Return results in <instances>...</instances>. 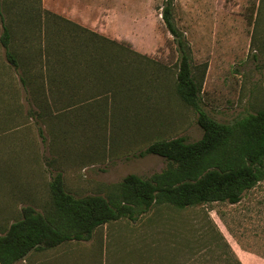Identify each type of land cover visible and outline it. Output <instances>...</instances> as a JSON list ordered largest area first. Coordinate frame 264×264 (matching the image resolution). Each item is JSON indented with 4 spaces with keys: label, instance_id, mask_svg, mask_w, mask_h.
<instances>
[{
    "label": "rangeland",
    "instance_id": "374dc122",
    "mask_svg": "<svg viewBox=\"0 0 264 264\" xmlns=\"http://www.w3.org/2000/svg\"><path fill=\"white\" fill-rule=\"evenodd\" d=\"M5 2L14 50L27 56L30 74L53 87L38 99L20 86L17 92V74L6 65L0 47V233L24 206L43 213L50 209L48 182L56 172L75 197L107 195L128 174L149 178L165 168L161 157L138 155L153 141L201 137L197 113L168 91L178 52L161 18L163 0H35L41 10L124 42L143 56L128 53L131 72L122 81L113 74L107 82L85 77L88 71L78 59L66 65L63 54L71 55L74 47L68 25L44 15L28 19L17 9L18 3L25 8L27 0ZM173 18L201 83V109L225 124L264 109V0H174ZM66 72L70 80L65 86L60 77L46 76ZM57 90L64 98L73 95L74 105L68 102L65 110L54 105ZM44 100L48 107L41 110ZM158 207V213L155 208L136 222L121 219L106 226L108 236L120 235L114 264H229L225 242L242 264H264V180L237 204ZM103 230L97 229L89 245L100 252L105 248L108 257L111 246ZM89 245L68 242L33 250L16 264H67L66 257ZM243 250L254 254L249 263Z\"/></svg>",
    "mask_w": 264,
    "mask_h": 264
},
{
    "label": "trees",
    "instance_id": "16d2710c",
    "mask_svg": "<svg viewBox=\"0 0 264 264\" xmlns=\"http://www.w3.org/2000/svg\"><path fill=\"white\" fill-rule=\"evenodd\" d=\"M27 1L25 8L18 3L17 9L28 19L31 16L41 19L44 15L47 20L52 19L59 25L70 27L71 33L67 37L74 46L71 55L63 54L64 49L58 53L66 57V65H72L78 59L83 69L88 71L83 76H90L89 79L92 77L96 82H107L113 74H117L122 81L121 77L131 72L128 53L141 59L143 57L131 52L124 42L109 39L61 16L41 10L35 5V0ZM173 2L163 0L160 13L178 52L174 83L168 91L197 113L201 137L193 142L187 141L184 136L153 141L138 155L161 157L166 162L165 168L149 178L128 174L118 183L116 190L107 195L75 197L66 190L62 173L56 172L48 182L50 209L43 213L31 205L24 206L19 211V217L0 233V264H16L33 250H48L68 242L88 241L94 230L105 224L121 219L136 222L155 208L158 213V206L161 205L184 210L214 202L237 204L245 192L264 180V109L229 124L215 121L201 109V83L193 75L188 42L175 25ZM5 7V0H0V47L6 65L17 74L16 91H20V86L26 94L31 93L33 99L46 97L45 92L51 91L53 85L46 86L43 79L30 74L25 62L27 56L14 50L13 34L5 20ZM55 59L58 60L59 55ZM75 72L77 78L81 76L80 70ZM66 73L64 77L56 73L46 76L53 77L51 80L60 77L59 80H63L65 86L70 80L69 72ZM125 85L120 84L119 89L122 90ZM62 94L56 91V95L60 96L53 100V104L59 103L56 105L61 104L62 110H65L68 102V106L74 105L71 102L74 96L70 94L64 98ZM43 102L45 107L39 105V108L46 110L48 103L45 100ZM218 235L224 239L221 234ZM225 244L229 248L230 258L227 262L242 264L229 245Z\"/></svg>",
    "mask_w": 264,
    "mask_h": 264
},
{
    "label": "crops",
    "instance_id": "0c3cea01",
    "mask_svg": "<svg viewBox=\"0 0 264 264\" xmlns=\"http://www.w3.org/2000/svg\"><path fill=\"white\" fill-rule=\"evenodd\" d=\"M66 16L68 18H72V19L74 18L70 14H67ZM118 221H115V222H118ZM107 225L108 224H105V225H103L101 227H104V230H103V238H104V241L107 238L109 240V241L107 240L108 243H109L108 246L109 247L111 246L108 257H106L105 248L103 249L102 252H100L99 249L92 248V246L89 245L90 241L94 238V234L96 233L97 229L101 228V227H99L96 230H94V232H93L90 240H88V241H81L83 244H88L89 245L88 246V250L83 249L82 248L83 246H81V247L79 246L80 249L78 251H76V252L74 251L68 258L67 257L65 258L67 260L66 261L67 264H69V263H71V264H114V261L117 259V247H115V242L117 240V237L120 236V235H116V236L113 235V236H111L109 234V236H108L107 232L105 231ZM99 243H101V242L99 241ZM241 252L244 255L243 256V259L249 263L251 261V259H252L251 257L254 254H251L249 252H246V250H243ZM260 258H262V257H260ZM80 260H84L85 262H82V261L80 262Z\"/></svg>",
    "mask_w": 264,
    "mask_h": 264
}]
</instances>
